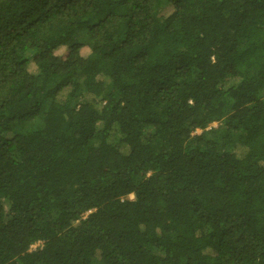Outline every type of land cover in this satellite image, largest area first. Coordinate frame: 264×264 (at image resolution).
I'll use <instances>...</instances> for the list:
<instances>
[{
  "label": "trees",
  "instance_id": "trees-1",
  "mask_svg": "<svg viewBox=\"0 0 264 264\" xmlns=\"http://www.w3.org/2000/svg\"><path fill=\"white\" fill-rule=\"evenodd\" d=\"M0 264H264V0H0Z\"/></svg>",
  "mask_w": 264,
  "mask_h": 264
},
{
  "label": "rangeland",
  "instance_id": "rangeland-1",
  "mask_svg": "<svg viewBox=\"0 0 264 264\" xmlns=\"http://www.w3.org/2000/svg\"><path fill=\"white\" fill-rule=\"evenodd\" d=\"M82 36H83V34H82ZM68 91H69L68 89H65V90L62 92V94L60 95V97H61L62 99H64V98L66 97ZM217 127H218V123H213V124H211V125L209 126L208 130H209L210 128H217ZM150 132H151V130H148V129H147L146 133H150ZM200 133H201V131H199V130L196 132V134H200ZM11 136H12V134H8V137H11ZM129 198H130V199H133L134 196L131 195V196H129ZM37 246H38V245L33 246L32 249H35Z\"/></svg>",
  "mask_w": 264,
  "mask_h": 264
}]
</instances>
